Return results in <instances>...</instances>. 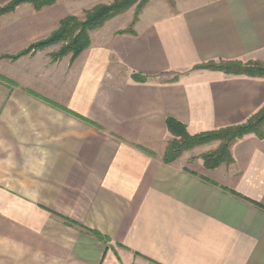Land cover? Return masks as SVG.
<instances>
[{
    "label": "crops",
    "instance_id": "1",
    "mask_svg": "<svg viewBox=\"0 0 264 264\" xmlns=\"http://www.w3.org/2000/svg\"><path fill=\"white\" fill-rule=\"evenodd\" d=\"M58 1L0 15V264H264V136L213 169L162 160L167 117L193 134L264 106V78L194 68L264 61V0H150L73 61L3 56L56 29Z\"/></svg>",
    "mask_w": 264,
    "mask_h": 264
},
{
    "label": "trees",
    "instance_id": "2",
    "mask_svg": "<svg viewBox=\"0 0 264 264\" xmlns=\"http://www.w3.org/2000/svg\"><path fill=\"white\" fill-rule=\"evenodd\" d=\"M148 1L149 0H112L109 3L96 4L90 9L84 11L83 18H78L72 14L67 15L60 20L58 28L47 37L30 43L26 48L14 55L6 54L3 56L10 57L12 59L20 55L27 54L31 51L42 49L52 44L62 43L59 50L50 55L51 58L57 59L65 54H71V59H74L90 45L89 33L92 30L100 28L103 26V24H105V22L116 15L123 13L134 4L136 5L131 23L126 28L117 31V33L135 34L133 25L138 19V14L141 8ZM167 1L171 5L174 4V0ZM55 2L56 0H9L7 3L0 6V15L13 11L15 7L21 3H30L33 8L38 11L45 6L52 5ZM194 68L221 71L228 75L264 78V63L258 60L242 61L238 59H231L208 61L206 63L196 65ZM139 76L140 75H134V78L136 80H142V78ZM33 94L36 95V93ZM43 99L58 108L74 114L72 111L59 106L51 100L45 98ZM80 118L99 128L96 123L88 120L87 118ZM165 126L168 132L171 134V138L167 141L162 155V160L164 163L173 162L184 151L190 150L196 146L211 141H218L219 144L216 149L201 154L203 166L207 169H213L221 164L228 165L232 163L233 157L231 153V146L244 135L252 133L258 138H263L264 106H262L258 111L253 113L246 121L242 123L201 131L193 134L187 131L186 126L183 123L173 117H167L165 119ZM61 217L64 218L63 216ZM64 219L69 223H73V221L67 218ZM89 231L97 238L103 240L105 239L99 232L95 230Z\"/></svg>",
    "mask_w": 264,
    "mask_h": 264
},
{
    "label": "rangeland",
    "instance_id": "3",
    "mask_svg": "<svg viewBox=\"0 0 264 264\" xmlns=\"http://www.w3.org/2000/svg\"><path fill=\"white\" fill-rule=\"evenodd\" d=\"M57 1V0H56ZM112 0H59L58 1V9H59V11H61V13H65V12H68V13H66V15H64L62 18H64L65 16H67V15H70V14H72V15H75V16H77L78 18H83L84 17V11L85 10H87V9H90L91 7H93L94 5H96V4H99V3H109V2H111ZM150 1V0H149ZM148 1V2H149ZM167 1V0H166ZM168 2V1H167ZM56 3V2H55ZM54 4V3H53ZM147 4V3H146ZM135 5L136 4H134V5H132L130 8H128L127 10L129 11L130 9V11L127 13L126 11H124L123 13H121V14H118V15H116L118 18L117 19H114L113 20V22L111 23V24H109V27H113V26H115V25H119V24H121L126 18H128V17H130V15L132 14L133 16H134V11H135ZM50 6V5H49ZM63 6V7H62ZM145 6V5H144ZM143 6V7H144ZM46 7V6H45ZM62 7V9H60ZM81 7H83L84 9L83 10H81ZM86 7H88V8H86ZM142 7V8H143ZM44 8V7H43ZM64 8V9H63ZM141 8V9H142ZM42 9V8H41ZM40 9V10H41ZM35 10V9H34ZM62 10H64L63 12H62ZM79 10H81V11H79ZM36 11V10H35ZM39 11V10H38ZM141 11V10H140ZM125 12H126V14H125ZM140 13V12H139ZM121 15V16H120ZM139 15V14H138ZM115 16V17H116ZM133 16H132V18H133ZM61 18V19H62ZM114 18V17H113ZM60 19V20H61ZM112 19V18H111ZM60 20H59V22H60ZM132 20V19H131ZM59 22H58V25H57V28H58V26H59ZM120 26V25H119ZM56 28V29H57ZM56 29H54V30H56ZM98 29V28H97ZM53 30V31H54ZM95 30V29H94ZM52 31V32H53ZM93 31V30H92ZM119 31V30H118ZM51 32V33H52ZM50 33V34H51ZM91 33V32H90ZM89 33V34H90ZM48 36V35H47ZM46 36V37H47ZM43 38H45V37H43ZM43 38H41V39H43ZM40 40V39H39ZM33 43V42H32ZM29 45V44H28ZM27 45V46H28ZM62 45V43H57V44H52V45H49V46H47V47H44V48H42V49H37V50H35V51H39V50H45V51H49L50 50V52H49V57H50V60H51V62H58L59 61V65H62V64H64L65 63V60H63V61H61L62 60V58H64V57H66V56H69L70 57V61H73L74 59H71V54H65V55H63L62 57H60V58H57V59H52L51 58V54L52 53H55V52H57L58 50H59V48H60V46ZM26 46V47H27ZM25 47V48H26ZM88 48V47H87ZM86 48V49H87ZM24 49V48H23ZM21 51V50H20ZM35 51H31V52H29V53H27V54H24V55H28V54H32V53H34ZM84 51V50H83ZM19 52V51H18ZM18 52H16V53H18ZM16 53H14V54H16ZM14 54H11V55H14ZM21 56V55H20ZM19 57V56H18ZM18 57H16V58H12V60L13 59H17ZM10 58V57H9ZM11 59V58H10ZM48 59V58H47ZM65 59H67V58H65ZM43 61H45V59H43ZM249 61V60H248ZM250 61H254V60H250ZM258 61H260V62H262V63H264V61H261V60H258ZM2 80H4V81H6V82H8V83H11V82H13L11 79H8V78H6V77H2L1 75H0V81H2ZM1 83V82H0ZM31 92H33V91H31ZM34 93V92H33ZM32 93V94H33ZM49 100V99H48ZM52 101V100H51ZM47 102V101H46ZM53 102H55V101H53ZM48 103V102H47ZM56 103V102H55ZM50 104V103H49ZM56 104H58V103H56ZM52 105V104H51ZM59 106H61L60 104H58ZM52 106H54V105H52ZM56 107V106H55ZM69 110V109H68ZM73 112V111H72ZM74 114L73 115H76V116H80V115H78V114H76L75 112H73ZM81 117V116H80ZM218 144H219V142L218 141H211V142H208V143H205V144H202V145H212V148H209L208 150H206V151H204V152H202V153H200L199 155H198V152H197V150H195V148L196 147H199V146H202V145H199V146H196V147H194V148H192V149H190V150H187V151H191V153H192V155H195V156H193V157H199L200 159H201V154H203V153H205V152H207V151H211V150H214V149H216L217 148V146H218ZM209 147H211V146H209ZM187 151H184V152H187ZM183 152V153H184ZM182 153V154H183ZM181 154V155H182Z\"/></svg>",
    "mask_w": 264,
    "mask_h": 264
}]
</instances>
